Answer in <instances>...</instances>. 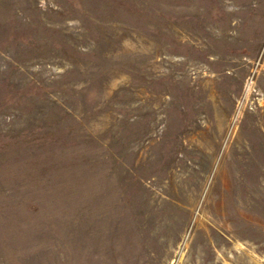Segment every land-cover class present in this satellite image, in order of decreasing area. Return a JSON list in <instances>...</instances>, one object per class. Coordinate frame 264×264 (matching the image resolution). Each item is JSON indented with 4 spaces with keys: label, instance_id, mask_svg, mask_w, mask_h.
Masks as SVG:
<instances>
[{
    "label": "rangeland",
    "instance_id": "obj_1",
    "mask_svg": "<svg viewBox=\"0 0 264 264\" xmlns=\"http://www.w3.org/2000/svg\"><path fill=\"white\" fill-rule=\"evenodd\" d=\"M0 264H264V0H0Z\"/></svg>",
    "mask_w": 264,
    "mask_h": 264
},
{
    "label": "bare ground",
    "instance_id": "obj_2",
    "mask_svg": "<svg viewBox=\"0 0 264 264\" xmlns=\"http://www.w3.org/2000/svg\"><path fill=\"white\" fill-rule=\"evenodd\" d=\"M261 128V127H260ZM239 147L241 148V150L243 151H248V148L250 149V145L248 147V144L246 141H241L239 144Z\"/></svg>",
    "mask_w": 264,
    "mask_h": 264
}]
</instances>
